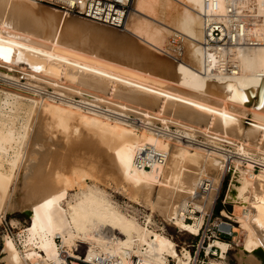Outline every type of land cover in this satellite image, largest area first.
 Listing matches in <instances>:
<instances>
[{
	"label": "bare ground",
	"instance_id": "6f19581e",
	"mask_svg": "<svg viewBox=\"0 0 264 264\" xmlns=\"http://www.w3.org/2000/svg\"><path fill=\"white\" fill-rule=\"evenodd\" d=\"M229 1L221 0L222 13ZM241 1L260 46L211 53L207 60L203 0H133L121 30L38 0H0V49L11 50L7 56L0 51V66L23 73L0 68L12 82L0 86V224L7 214L29 211L19 241L4 239L6 264H63L67 256L80 258L79 244H88V259L112 264H130L133 256L147 264L170 258L188 264V250L180 254L154 214L198 235L221 193L220 175L231 165L234 185L227 199L234 212L223 214L240 226H232L233 237H243L236 259L262 264L256 251L264 253V173L241 170L243 157L214 147L227 144L264 159V0ZM20 77L64 99L79 97L95 116L29 94L13 83ZM97 107L123 119H105ZM37 112L49 118L48 135L63 140L61 146L48 143L44 157H37L40 135L31 136ZM125 115L138 118L140 130ZM157 124L175 126L185 137H170ZM197 135L212 146L191 153ZM98 184L128 202L122 206ZM76 185L80 189L71 196ZM196 212L202 216L188 224ZM214 247L219 260L212 264H226L233 245L215 241L208 251Z\"/></svg>",
	"mask_w": 264,
	"mask_h": 264
},
{
	"label": "built area",
	"instance_id": "2783aa9c",
	"mask_svg": "<svg viewBox=\"0 0 264 264\" xmlns=\"http://www.w3.org/2000/svg\"><path fill=\"white\" fill-rule=\"evenodd\" d=\"M38 2L64 14L121 30L125 26L133 0H38ZM203 3L206 11L202 14L205 26V36L202 46L207 60L210 59L211 53H226L238 47L260 46L261 41L253 37L249 32L251 27L249 10L244 6L243 1L230 0L224 13L220 11L221 0H203ZM174 54L176 58L182 57L180 48H177ZM158 160L160 163H163V156L160 155ZM187 221L192 224L194 223L189 217ZM142 222L148 221L143 218ZM149 227L151 228L152 225H149ZM191 236L196 238V242H192L191 244L185 243V248L190 254L188 264H211L208 260L210 258H217L214 252L208 251L211 242L214 243L216 240L222 241V239L226 238H232L233 240L232 226L224 222L220 225H215L211 222V218H209L208 220L205 219L198 235ZM170 237L176 242L174 236ZM56 240L58 243L61 242V238H57ZM176 244L180 254L183 256L182 250L184 248L180 246L179 242H176ZM214 248L216 251L218 250L216 247ZM77 253L80 255L79 259L67 256V262L63 264H112L111 261L103 257L88 259L87 255H85L86 253L82 252L81 249L80 251L77 250ZM114 263L117 264L118 260H115ZM130 264L147 263L142 258L133 256L130 259ZM167 264H177V262L170 258Z\"/></svg>",
	"mask_w": 264,
	"mask_h": 264
},
{
	"label": "rangeland",
	"instance_id": "374dc122",
	"mask_svg": "<svg viewBox=\"0 0 264 264\" xmlns=\"http://www.w3.org/2000/svg\"><path fill=\"white\" fill-rule=\"evenodd\" d=\"M131 9H132V6L130 7V12H131ZM0 68L7 69L8 71H12V72L14 71V73L18 74V75L23 74L19 70H11V69L9 70L8 68L2 67V66H0ZM5 77H6L5 74L0 72V86H2L4 88H10L12 86L11 85L12 82L7 81V77L6 78ZM13 83L15 85H17L18 88H21L23 90L25 89L29 94L33 95L34 91L41 94L44 99H49L52 101V103H54L56 105L68 104V106L75 108L78 111L80 109L81 110L80 112H82L84 114L95 116L93 114L94 112L90 111L89 108H87V106H85V102L82 99H80L79 97H74V98H72V100L64 99L57 91L52 90L50 88H43V89L34 88V86L23 77L14 79ZM3 98H4V95H3V93H1V95H0V110H3V108H4ZM98 109H99V111L98 110H95V111L103 114L105 119H110L112 121H115L116 120L115 118H120V119L122 118L123 119L122 116H119V117L115 116L113 111L109 110L106 107H99ZM39 114L40 113L37 112L35 114L36 116L31 118V126H32L31 127V136L33 135V140H36L38 135H40L41 148L38 149V152L40 154L37 157H41V156L44 157L43 155H45V153L47 151V144L48 143H56L58 146H61L63 140L61 139L62 136H60V134L57 135V137H55V138L52 137V135H50V136L48 135L49 132L47 131L48 126H46V123L49 124L50 121L46 122V120H48L49 118L47 117V115L45 116L43 114V117H41L42 115L39 116ZM23 116H24V118H27L26 114H24ZM96 117H97V115H96ZM124 117L128 119V120L125 119L126 121L131 122V125L134 124L133 126L140 130V127H138V125H136L137 123L141 122L140 120H138V118H135V117L130 116V115H125ZM44 118H46V119H44ZM137 120H138V122H137ZM44 121H45V123H43ZM44 124H45V127H44ZM74 124H75V122H74ZM155 127L157 129H159L160 132L164 131L163 133L169 134L170 137H172V136L173 137H176V136L179 137V135H182L185 137V134L183 132H179L175 126H170L169 128L166 129L163 125L157 124V125H155ZM43 128H44V130H43ZM165 138H166V140L169 139V137H165ZM191 139H193V141H195L194 144L192 143V145H190L189 150L191 153H194L195 149L199 148L200 146H205V147L212 146L211 142L208 141L205 137H203L201 135L194 136V138H191ZM172 140H174V138ZM42 144H44V147H42ZM185 145H188V144L185 143ZM222 145L221 146L217 145L214 147H218V148L224 150V152H226V154L229 157H234L236 159H241V157H243L245 159L242 161V164L240 165L241 170L245 171V169L247 170L248 167H251L256 175L264 173V167L261 164H259V163H264V159H262L258 156H253V155H248V154L243 155L240 151L236 150L234 147L228 146L227 144H222ZM55 147L56 146H53V149ZM250 157L253 158L257 162L259 161V163H255L254 165L251 164L252 162L249 161ZM232 169H233V166L231 165V166H229L226 173H222L220 175V178L223 181L221 193L219 195L218 200L216 201V203L214 205V208L211 211H209V213H207V216H205V219L208 220L209 218H211V222L215 225H220L222 222H224V223L231 224V226H233V227L239 228L240 226H239V224L236 223L237 220L235 218L233 220H231L230 218H228L227 216H225L223 214V211L228 213L229 215L233 214V212H234L233 202H231L230 200L227 199L228 193H230L233 190V185H234V183H233L234 178L232 176ZM6 171L7 172L9 171L8 165L6 166ZM79 182H80V180H79ZM91 182H92V180H90V179L87 180V184H89L90 186H93L94 184H96L94 181L92 183ZM98 186L100 188L102 187V185H99V184H98ZM102 188L104 190L108 191V193L111 192L110 193L111 195H113L115 193V192H113V190L109 191L107 188H104V186ZM79 189L80 188L77 186V188L74 189V191H72L70 193V195L73 196L75 193H77V191H79ZM114 196H115V200L119 201V203L122 204V206L124 205V202H128L127 200H125V198L121 197L117 193H115ZM137 208L144 210L147 214L150 213V211L145 210L143 208H139V207H137ZM195 211H198V210H195ZM154 215H155L154 218H155L156 222L158 223V225H160V227H164V224H165L164 228L167 231V235L169 237L174 236L176 242H179V244H180V246H182V248L186 247L185 243L191 244L192 242H196L195 237L191 236L188 233L182 232L181 230H178L171 222H166L164 220V218L162 216H160L159 214L155 213ZM201 216H202L201 213H197L195 215L191 214L189 217L192 218V220L194 221V218H199ZM13 220H15L17 222V224H18L17 226L13 225V223H12ZM187 223L192 224L189 222H187ZM28 224H29L28 217L22 211H16L12 214H7L5 216L3 223L0 224V264H6L3 260V257L5 256L4 252H3L5 237L7 235H9L12 238L16 239L17 241H19V238H18L19 235L18 234L20 232V229L28 226ZM236 235L237 236L239 235L238 239L234 238V237H233V240H232V238L222 239L223 242L228 243L230 245H231V243H233L232 244L233 249H229V251L225 255V258H226L225 263L226 264H238V261L236 259V250H238L239 245L242 243L243 237L240 235L239 232H237ZM216 241H220V240H216ZM18 244H19V247H21V243L18 242ZM58 245H60V244H58ZM211 245H213L212 242H211ZM79 247H80L79 250L81 249L82 252L84 251V253L88 251V256H89L88 244H79ZM210 251L214 252L217 255V258H210L208 260V262H210L212 264V263L219 260L218 253H217L218 250L216 251L215 248H211Z\"/></svg>",
	"mask_w": 264,
	"mask_h": 264
},
{
	"label": "water",
	"instance_id": "95a60500",
	"mask_svg": "<svg viewBox=\"0 0 264 264\" xmlns=\"http://www.w3.org/2000/svg\"><path fill=\"white\" fill-rule=\"evenodd\" d=\"M25 215L28 217L29 216V211L24 212ZM257 258L261 261L262 264H264V253L262 250L256 251Z\"/></svg>",
	"mask_w": 264,
	"mask_h": 264
},
{
	"label": "snow or ice",
	"instance_id": "6c2138e0",
	"mask_svg": "<svg viewBox=\"0 0 264 264\" xmlns=\"http://www.w3.org/2000/svg\"><path fill=\"white\" fill-rule=\"evenodd\" d=\"M0 51H2L5 56H7L8 54H10L11 50L10 49H0Z\"/></svg>",
	"mask_w": 264,
	"mask_h": 264
},
{
	"label": "crops",
	"instance_id": "0c3cea01",
	"mask_svg": "<svg viewBox=\"0 0 264 264\" xmlns=\"http://www.w3.org/2000/svg\"><path fill=\"white\" fill-rule=\"evenodd\" d=\"M20 224V223H19Z\"/></svg>",
	"mask_w": 264,
	"mask_h": 264
}]
</instances>
